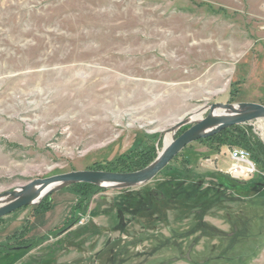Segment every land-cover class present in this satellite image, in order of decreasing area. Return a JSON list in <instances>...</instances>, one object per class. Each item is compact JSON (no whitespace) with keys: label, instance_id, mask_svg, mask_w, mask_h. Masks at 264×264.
<instances>
[{"label":"rangeland","instance_id":"obj_1","mask_svg":"<svg viewBox=\"0 0 264 264\" xmlns=\"http://www.w3.org/2000/svg\"><path fill=\"white\" fill-rule=\"evenodd\" d=\"M241 102L264 105V0H0V193L142 170L179 122ZM243 125L264 146V118ZM204 138L146 183L1 217L0 264H259L264 170L228 179L229 148Z\"/></svg>","mask_w":264,"mask_h":264},{"label":"water","instance_id":"obj_2","mask_svg":"<svg viewBox=\"0 0 264 264\" xmlns=\"http://www.w3.org/2000/svg\"><path fill=\"white\" fill-rule=\"evenodd\" d=\"M220 112V113H218ZM264 118V105L258 103H215L209 107L206 117L195 122L181 121L176 131L186 124L191 126L180 136L165 145L158 158L147 168L130 173L97 170L74 171L44 179H36L15 190L0 193V218L24 206L38 203L43 197L65 186L88 183L105 187H130L152 180L185 147L203 138L220 133L234 125Z\"/></svg>","mask_w":264,"mask_h":264},{"label":"trees","instance_id":"obj_3","mask_svg":"<svg viewBox=\"0 0 264 264\" xmlns=\"http://www.w3.org/2000/svg\"><path fill=\"white\" fill-rule=\"evenodd\" d=\"M246 133H248L247 128L243 124H239V125H234L230 128H227V129H225V130L221 131L220 133L215 134L213 136L206 137V138H204V141H209L210 143H212V145H214L219 150L222 149L223 147L244 148L251 153L252 159L256 162V164L258 166H261L262 169L264 170V163L263 162L261 163V159H259L256 156V155H258L257 151H259V149H260L259 147L261 146V148L262 147L264 148V146L261 143L253 144V142H251L250 139L247 138ZM154 149H155L154 147H147V148H144L143 150L142 149H134V150H131V152H129V153L131 154V153H135V152L137 153V152L143 151L142 152L143 156H148L150 153L153 152ZM260 156L261 155L259 154V157ZM262 157L263 156H261V158ZM123 158H125V157H123ZM228 179L234 180V179L230 178L229 176H228ZM234 181H237V180H234ZM219 185H220V187H224L222 182L219 183ZM75 186L93 187L92 184H86V183L77 184Z\"/></svg>","mask_w":264,"mask_h":264},{"label":"built area","instance_id":"obj_4","mask_svg":"<svg viewBox=\"0 0 264 264\" xmlns=\"http://www.w3.org/2000/svg\"><path fill=\"white\" fill-rule=\"evenodd\" d=\"M229 167L226 174L237 181H245L257 176L260 173L256 162L252 159L251 153L240 147L228 149Z\"/></svg>","mask_w":264,"mask_h":264},{"label":"bare ground","instance_id":"obj_5","mask_svg":"<svg viewBox=\"0 0 264 264\" xmlns=\"http://www.w3.org/2000/svg\"><path fill=\"white\" fill-rule=\"evenodd\" d=\"M208 110V108H202L200 111H198L195 115H193L190 119L189 122H195L198 120H201L202 118H204V113H206ZM220 113V112H218ZM173 132L172 133H168L165 139V144L168 145L174 138H173Z\"/></svg>","mask_w":264,"mask_h":264},{"label":"crops","instance_id":"obj_6","mask_svg":"<svg viewBox=\"0 0 264 264\" xmlns=\"http://www.w3.org/2000/svg\"><path fill=\"white\" fill-rule=\"evenodd\" d=\"M262 255V254H261ZM263 257L260 259L259 264H264V254L262 255Z\"/></svg>","mask_w":264,"mask_h":264}]
</instances>
